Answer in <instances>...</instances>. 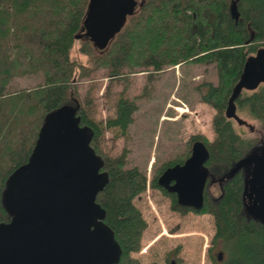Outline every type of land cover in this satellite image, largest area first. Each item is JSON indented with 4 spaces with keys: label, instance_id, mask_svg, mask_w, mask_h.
<instances>
[{
    "label": "trees",
    "instance_id": "obj_1",
    "mask_svg": "<svg viewBox=\"0 0 264 264\" xmlns=\"http://www.w3.org/2000/svg\"><path fill=\"white\" fill-rule=\"evenodd\" d=\"M87 3L88 0H0V224L11 218L3 196L8 178L27 162L45 118L71 107L80 126L92 130L90 145L101 158V171L107 177L95 201L103 210L102 222L113 231L121 247L117 264H140L131 254L140 250L147 223L134 199L146 190V173L137 165L127 167L125 152L111 156L102 149L101 125L89 119L72 98L77 84L75 73L81 65L70 58V50ZM237 4L238 20L231 15V0H145L106 49H95L90 41L81 40L80 52L90 57L98 54L96 63L108 69L110 76L149 67L157 72L189 61L215 64L217 84L206 81L198 88L202 90V101L216 111V137L209 141L203 134L193 135L190 143L205 142L210 151L207 166L221 183L215 195L210 191L213 183L208 182L204 208L199 213L213 217L216 240L223 242L226 258L217 264H264V223L245 204L251 166L244 162L261 153L264 142L240 133L234 120L225 114L247 57L264 46V0H238ZM25 74L40 75L41 80L31 88L21 89L28 91L9 94L10 80ZM13 99L31 103L33 112L29 117L19 120L15 106L6 108ZM136 108L132 100L119 98L115 115L105 121L106 128L125 131ZM237 108L239 115L248 114L264 131V84L255 91H244ZM188 156L189 153L163 163L149 181V186L169 196L173 205H177L175 196L158 185V177L165 167L183 163Z\"/></svg>",
    "mask_w": 264,
    "mask_h": 264
},
{
    "label": "water",
    "instance_id": "obj_2",
    "mask_svg": "<svg viewBox=\"0 0 264 264\" xmlns=\"http://www.w3.org/2000/svg\"><path fill=\"white\" fill-rule=\"evenodd\" d=\"M237 3L231 0L230 5L236 20L240 16ZM141 4L137 0H88L75 39L106 49ZM262 84L264 46L247 57L229 97L226 117L254 131V125L238 114L237 100L244 91H255ZM92 136L89 127L80 126L71 107L45 118L27 162L8 178L3 193L11 218L0 224V264L119 262L121 247L102 222L103 210L95 201L107 177L90 145ZM209 158L205 142L194 141L190 155L183 163L167 167L158 185L175 194L178 204L202 210L208 179H215L207 166ZM244 162L251 166L245 193L251 191L253 206L248 209L264 223V147Z\"/></svg>",
    "mask_w": 264,
    "mask_h": 264
},
{
    "label": "rangeland",
    "instance_id": "obj_3",
    "mask_svg": "<svg viewBox=\"0 0 264 264\" xmlns=\"http://www.w3.org/2000/svg\"><path fill=\"white\" fill-rule=\"evenodd\" d=\"M81 40L85 39L75 40L70 50V58L81 65L75 73L77 84L72 98L80 103L89 119L101 125L102 149L111 156L125 152L126 166L137 165L146 173V190L134 203L145 218L147 228L140 250L131 255L140 264H165L173 254L179 264H215L209 254L216 256L220 249L211 243L215 232L213 217L209 213L181 215L175 212L169 196L149 186L154 170L169 160L190 154L193 135L203 134L209 141L215 139L216 111L202 101V90L198 88L206 81L217 84L215 64L189 61L157 72L149 67L145 71H125L121 76H110L108 69L96 63L98 54L90 57L80 52ZM40 80L41 76L35 74L12 78L7 92L28 91L21 89L31 88ZM121 97L132 100L137 106L132 123L123 132L117 127L105 126L106 119L115 115V104ZM14 100L7 101L6 108L15 106L19 120L29 117L33 112L31 103ZM240 116L256 128L251 131L234 120L238 131L247 137L262 138L264 142V131L259 123L246 113ZM7 140L13 141L11 136ZM210 189L218 195V184ZM245 204L249 209L253 206L251 191L245 193Z\"/></svg>",
    "mask_w": 264,
    "mask_h": 264
},
{
    "label": "flooded vegetation",
    "instance_id": "obj_4",
    "mask_svg": "<svg viewBox=\"0 0 264 264\" xmlns=\"http://www.w3.org/2000/svg\"><path fill=\"white\" fill-rule=\"evenodd\" d=\"M138 1V3H140V2H142V4L145 2V0H137ZM141 4V5H142ZM141 5H138V7H137V9L141 6ZM137 11V10H136ZM194 142V141H193ZM192 142V143H193ZM190 155V154H189ZM187 158V157H186ZM185 158V159H186ZM176 164H181V163H176ZM173 165H175V164H173ZM173 165H170V166H173ZM167 167H169V166H167ZM167 167H165L162 171H161V173L167 168ZM160 173V174H161ZM213 175V174H212ZM160 176V175H159ZM214 176V175H213ZM214 180L212 181V177L211 178H209L208 179V182H211V183H213V185H219V183H220V180L218 179V178H216L215 176H214ZM208 182H207V184H208ZM207 187V186H206ZM164 189V188H163ZM166 191V190H165ZM205 191H206V189H205ZM167 192V191H166ZM167 193H169V192H167ZM170 194H172V195H174L175 196V194H173V193H170ZM175 198H176V196H175ZM172 200V199H171ZM172 203H173V201H172ZM176 203H177V205L175 204V205H173V208H174V210H175V212H177V213H179V214H181V215H185V214H187V213H193V214H195V215H199V210H195V209H193V208H191V207H187V206H182V205H180V204H178V202H177V198H176ZM186 208V209H185ZM144 218V217H143ZM144 220H145V218H144ZM146 221V220H145ZM147 223V222H146ZM215 224V223H214ZM147 228V227H146ZM145 231V230H144ZM216 234H217V229H216V226H215V232H214V235H213V237H212V245H213V247H216V248H218V249H220V251L219 252H217L216 253V256L215 255H212V254H209L210 256H211V258L213 257L215 260H214V263L215 264H217V263H221V262H223L224 260H225V258H226V251H225V249H224V245H223V242L220 240V239H217L216 240ZM176 251H178V249L176 250ZM210 251H212V248L211 249H209V252ZM212 258V259H213ZM165 264H179L178 263V258H177V256H176V254L174 255H170L169 257H168V259H167V262L165 263Z\"/></svg>",
    "mask_w": 264,
    "mask_h": 264
}]
</instances>
